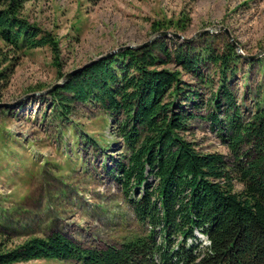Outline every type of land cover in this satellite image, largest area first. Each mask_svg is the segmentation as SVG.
I'll return each mask as SVG.
<instances>
[{"label": "trees", "instance_id": "obj_1", "mask_svg": "<svg viewBox=\"0 0 264 264\" xmlns=\"http://www.w3.org/2000/svg\"><path fill=\"white\" fill-rule=\"evenodd\" d=\"M26 1L0 0V39L14 51L48 47L60 79L65 72L59 39L22 15ZM186 26L179 17L156 20L151 30L180 31ZM214 37L206 33L191 42L160 37L141 48L121 49L47 94L32 97L45 104L43 120L50 117L61 126H75L72 115L79 106L96 108L110 118L120 150L106 168L140 230L105 247L84 246L57 230L29 234L18 242L0 232V264L52 259L81 264H264V90L259 86L251 94L245 88L239 99L238 84V76L248 82L246 70L253 66L264 76V55L243 58L227 38L217 46ZM5 76L0 72L4 84ZM249 97L251 107L245 104ZM15 107H1L0 113L13 114ZM196 118L218 128L226 154L201 151L186 137ZM83 135L101 151L109 146L106 139Z\"/></svg>", "mask_w": 264, "mask_h": 264}, {"label": "rangeland", "instance_id": "obj_2", "mask_svg": "<svg viewBox=\"0 0 264 264\" xmlns=\"http://www.w3.org/2000/svg\"><path fill=\"white\" fill-rule=\"evenodd\" d=\"M21 13L59 39L64 72L111 49L148 41L155 34L152 22L179 17L187 26L175 32L185 36L216 25L227 29L246 54L264 48V0H27ZM213 34L217 46L228 39L222 30ZM51 61L48 47L14 51L0 39V72L7 78L5 84L0 81V102L12 107L22 103L13 114L0 113V232L14 242L57 230L87 247L117 245L140 230L106 168L117 157L120 143L110 118L96 108L79 106L72 115L75 126H61L50 117L43 120L45 104L25 95L36 85L46 88L58 81ZM259 73L253 66L246 70L248 82L238 76L239 99L245 88L251 94L259 86L264 90ZM251 98L245 102L249 107ZM190 126L185 135L199 150L227 153L209 120L196 118ZM83 133L106 139L109 146L101 151L84 141ZM104 153L109 156L103 158ZM195 235L207 242L198 231ZM14 264L81 263L52 259Z\"/></svg>", "mask_w": 264, "mask_h": 264}, {"label": "water", "instance_id": "obj_3", "mask_svg": "<svg viewBox=\"0 0 264 264\" xmlns=\"http://www.w3.org/2000/svg\"><path fill=\"white\" fill-rule=\"evenodd\" d=\"M219 30L224 31L227 34V37L229 39V41L232 43V45L236 48L238 54L243 57V58H249V59H253V58H257L261 55L264 54V48L260 49L259 51H257L256 53L253 54H246L244 52H242L238 46V44L233 40V38L231 37V35L229 34V32L227 31V29H225L222 26H212L210 28H206V29H201L195 33H193L190 36H185L183 34L177 33L175 31L172 30H160L155 32V34L153 35V37H151L148 41L139 43V44H126L120 47H117L115 49H111L110 51L104 52L88 61H86L85 63H83L82 65L75 67L67 72H65L63 74V76L58 79V81L54 82L53 84L49 85L48 87L42 89V90H38V91H33L30 93H27L25 96L26 98H31L32 96H41V95H45L48 92H50L51 90H53L55 87L57 86H61L63 85L65 82L68 81V79L75 73L80 72L85 66L95 62L96 60L102 58V57H106L108 55H111L121 49H125V48H133V49H137V48H141L142 46L148 45L151 42H153L155 39L160 38V37H173L174 39L180 41V42H191L194 39L200 37L201 35L205 34V33H214L217 32ZM11 108L12 105H10V103L8 102H0V108Z\"/></svg>", "mask_w": 264, "mask_h": 264}]
</instances>
